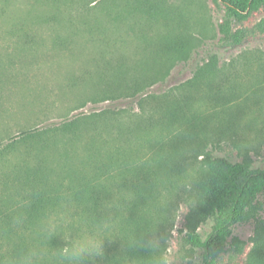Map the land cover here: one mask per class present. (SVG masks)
Masks as SVG:
<instances>
[{
  "label": "trees",
  "instance_id": "obj_1",
  "mask_svg": "<svg viewBox=\"0 0 264 264\" xmlns=\"http://www.w3.org/2000/svg\"><path fill=\"white\" fill-rule=\"evenodd\" d=\"M224 1L220 32L225 45H241L250 34L264 31V19L253 28L235 27L264 8V0ZM62 3L53 0L59 12ZM97 3L88 12H104L108 23L93 16L79 20L78 29L92 38L99 34L111 54L101 53L98 76L87 72L80 82H70L91 86L106 99L145 91L187 53L194 39L189 20L175 19L163 0H128L117 10L106 0ZM144 16L155 20L152 29L142 24ZM162 19L171 22L162 27L157 24ZM122 23L138 42L129 55L114 61L121 39L108 35ZM68 26L78 24L69 19ZM18 30L13 34L22 49L35 50ZM59 42L69 48L67 41ZM7 67L1 63L0 76ZM182 87L207 89L212 106L204 111L189 93L158 102L149 114L77 115L58 127L24 134L34 139L35 150L0 173V264H159L173 199L189 204L198 199L191 216L210 219L205 235L196 222L189 227V242L204 250L203 262L194 264H214L229 244L239 246L237 238L229 241L234 226L264 213V166L214 155L208 146L219 137L238 148L243 141L264 137V54L243 50L222 67L206 63ZM246 132L254 134L251 140ZM92 240L99 241V254L75 251ZM247 264H264V239Z\"/></svg>",
  "mask_w": 264,
  "mask_h": 264
},
{
  "label": "rangeland",
  "instance_id": "obj_2",
  "mask_svg": "<svg viewBox=\"0 0 264 264\" xmlns=\"http://www.w3.org/2000/svg\"><path fill=\"white\" fill-rule=\"evenodd\" d=\"M102 1L69 0V4H66L64 0L61 6L63 10L59 12L53 5V0H0V65L4 63L8 66L7 74L0 76L4 78L3 81L0 80V173L7 170L8 163L15 164L20 159L19 156L24 157L28 150H35L34 139H29L24 134L35 129L58 127L77 115L89 116L104 112V116L122 118L133 112L149 114L158 102L177 100L189 93L196 97L198 105H202L204 111L209 110L212 102L205 96L204 91L207 89H182L198 69L213 61L222 67L243 50H257L264 54V31L258 30L250 34L238 46L223 43L220 25L227 10L224 0H163L174 10L175 19L189 20L194 39L187 53L145 91L134 97L125 95L106 99L103 92L94 91L91 86L71 84L72 81L80 82L87 72L98 76L103 69L101 53L105 52L106 56L111 54V48L107 47L99 34L92 38L88 32L78 29L82 26L78 21L82 19L100 17L104 24L108 23L104 12L97 10V16L88 12L97 2ZM127 1L106 0L105 4L117 10ZM129 1L132 4L135 2ZM54 14H58V19L51 18ZM69 19L76 20L78 27L70 29ZM140 19L145 27L151 26L152 29L155 20L145 16ZM263 19L262 7L252 11L248 18L237 22L235 27L253 28ZM170 22L162 19L157 24L164 27ZM20 28L24 29L23 32L18 30ZM16 30L25 33L24 39L31 41L35 50L29 52L22 49V41L13 34ZM129 35L131 34L125 23L121 24L117 32H109L110 39H121L114 61L136 49L138 41ZM60 38L67 41L65 43L69 48L63 47L64 43L59 42ZM245 136L251 140L254 134L246 132ZM240 146L238 148L219 137L211 140L208 150L232 161H248L255 166H264L263 136L250 142L243 141ZM30 161L33 162L32 159ZM194 201V204H189L180 199L172 200L168 212L171 218L169 234L159 264L203 262L204 250L193 246L188 240L189 227L196 222L199 231L205 235L211 224L209 218L191 216L192 209L200 205L198 199ZM235 238L238 239L239 246H235V242L229 244L227 250L217 256L214 264L248 263L256 243L264 239V213L257 219L236 224L229 241Z\"/></svg>",
  "mask_w": 264,
  "mask_h": 264
},
{
  "label": "clouds",
  "instance_id": "obj_3",
  "mask_svg": "<svg viewBox=\"0 0 264 264\" xmlns=\"http://www.w3.org/2000/svg\"><path fill=\"white\" fill-rule=\"evenodd\" d=\"M75 251L77 253L88 251V252H96L99 254L101 249H100L99 241L98 240H92V241H88L86 244L78 245L76 247Z\"/></svg>",
  "mask_w": 264,
  "mask_h": 264
}]
</instances>
